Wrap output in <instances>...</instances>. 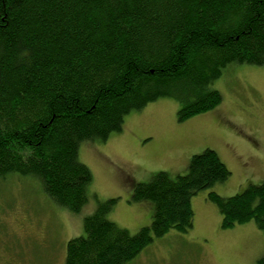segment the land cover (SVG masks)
Returning <instances> with one entry per match:
<instances>
[{"label":"trees","instance_id":"obj_1","mask_svg":"<svg viewBox=\"0 0 264 264\" xmlns=\"http://www.w3.org/2000/svg\"><path fill=\"white\" fill-rule=\"evenodd\" d=\"M231 64H264V0H0V179L34 177L79 213L92 181L82 143L107 141L159 98L180 103L181 122L212 110L222 97L210 85ZM229 176L207 148L182 175L134 183L131 200L153 205L134 234L107 218L116 198L97 201L63 264L128 263L154 238L191 228V198ZM207 199L223 228L253 221L264 235V181Z\"/></svg>","mask_w":264,"mask_h":264},{"label":"rangeland","instance_id":"obj_2","mask_svg":"<svg viewBox=\"0 0 264 264\" xmlns=\"http://www.w3.org/2000/svg\"><path fill=\"white\" fill-rule=\"evenodd\" d=\"M210 88L222 97L212 110L181 122L180 103L159 98L126 115L107 141L82 143L79 160L92 181L79 213L56 206L34 177L0 179V264H63L67 241L84 234L83 218L110 198L117 202L107 218L136 233L150 224L153 205L132 201V185L159 171L182 175L191 156L207 148L228 168V179L191 198V228L154 238L126 264H255L264 255L262 231L253 221L223 228L207 194L228 197L264 181V64H231Z\"/></svg>","mask_w":264,"mask_h":264}]
</instances>
